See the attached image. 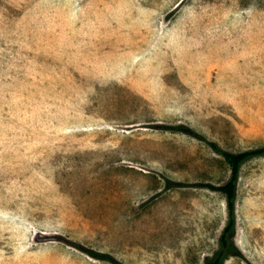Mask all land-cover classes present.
I'll list each match as a JSON object with an SVG mask.
<instances>
[{
	"label": "rangeland",
	"instance_id": "rangeland-1",
	"mask_svg": "<svg viewBox=\"0 0 264 264\" xmlns=\"http://www.w3.org/2000/svg\"><path fill=\"white\" fill-rule=\"evenodd\" d=\"M179 125L264 146V0H0V264H207L231 169ZM235 242L264 264V155Z\"/></svg>",
	"mask_w": 264,
	"mask_h": 264
},
{
	"label": "trees",
	"instance_id": "trees-1",
	"mask_svg": "<svg viewBox=\"0 0 264 264\" xmlns=\"http://www.w3.org/2000/svg\"><path fill=\"white\" fill-rule=\"evenodd\" d=\"M176 129L207 142L211 148L224 157L225 162L231 169V176L223 185H215L212 183L195 184V186L204 187L212 191L222 193L226 198L227 204V222L220 235L219 246L207 264H226V262L232 257L244 258L242 251L235 242V235L237 231L238 184L243 165L252 158L263 156L264 146L242 152H232L223 149L218 143L208 140L205 136L196 133L187 126L179 125ZM169 185L186 186L184 183L177 182H169ZM80 248L93 258L106 261L110 264H125L111 254L99 252L83 246H80Z\"/></svg>",
	"mask_w": 264,
	"mask_h": 264
}]
</instances>
